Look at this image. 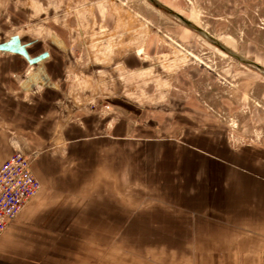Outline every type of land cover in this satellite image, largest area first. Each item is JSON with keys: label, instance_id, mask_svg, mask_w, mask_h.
<instances>
[{"label": "crops", "instance_id": "1", "mask_svg": "<svg viewBox=\"0 0 264 264\" xmlns=\"http://www.w3.org/2000/svg\"><path fill=\"white\" fill-rule=\"evenodd\" d=\"M109 12L102 9L93 26L85 21L89 16L80 22L95 35L107 28L110 36H100L110 47L102 53L104 62L113 61ZM163 41L144 37L136 57L159 52ZM129 53L122 59L127 67L128 55L134 56ZM58 56L35 81L20 75L17 58L0 67V168L21 148L51 144L33 168L42 189L0 239V264H37L36 253L50 254L61 237L90 243L89 249L71 246L83 259L62 245L60 264H264V139L233 145L213 122L199 129L196 115L187 122L180 113L142 117L161 129L182 118L188 126L169 137L135 135L127 124L107 128L108 120L99 117L72 123L68 109L91 98L100 101L102 95L113 105V69L98 59L74 87H58V67L75 63L71 54ZM20 88L36 93L32 103L21 99ZM116 151L120 166L113 160Z\"/></svg>", "mask_w": 264, "mask_h": 264}, {"label": "rangeland", "instance_id": "2", "mask_svg": "<svg viewBox=\"0 0 264 264\" xmlns=\"http://www.w3.org/2000/svg\"><path fill=\"white\" fill-rule=\"evenodd\" d=\"M156 1L181 15L209 38L148 0H0V67L9 57L17 58L21 63L20 75L26 74L35 81L50 58L68 53L75 63L72 62L69 68L58 67L53 84L74 87L85 73H91L92 68L88 67L99 59L100 63L109 64L113 69V105L103 101L100 94V101L91 98L80 108L68 109L72 123L80 122L86 116L99 117L108 120L107 128H122L127 124L135 135L148 132L164 133L163 136L169 137L173 129L181 131L188 126L182 118L178 120L182 125L177 121L161 129L152 119L142 117H156L165 112L172 118L180 113L187 122L196 115L195 127L199 129L212 126L210 122H213L215 130L225 132L233 145L262 141L264 0ZM102 9L110 10V18L113 17V61L105 60L107 63L102 61V53L110 48L103 39L110 36L107 28L97 29L95 35L92 28L80 24L82 17L89 16L85 21L89 20L93 26V20L99 21ZM148 36L165 40L164 46L159 52L155 49L152 55L144 54L138 59L136 54L140 55L141 44ZM129 50L134 56L128 55L127 67L126 60L122 59L127 53L131 54ZM97 79L103 80L100 75ZM99 84L102 85V81ZM20 91L21 99L32 103L36 93L23 88ZM187 103H196V108H179ZM62 107L63 102H58V115H61ZM175 107L178 109L174 110ZM60 126L61 121L57 123V130ZM50 145L42 143L36 149L21 148L31 159L36 178L34 165ZM137 145L139 148L140 144ZM126 147L113 145L120 150ZM115 154V165L120 166V153L116 151ZM66 239L68 241L61 237L50 254L36 253L37 264L47 260L60 264L62 245L69 253L83 259L71 246L89 249L87 244L90 242L75 237ZM70 239L79 241L76 245Z\"/></svg>", "mask_w": 264, "mask_h": 264}, {"label": "built area", "instance_id": "3", "mask_svg": "<svg viewBox=\"0 0 264 264\" xmlns=\"http://www.w3.org/2000/svg\"><path fill=\"white\" fill-rule=\"evenodd\" d=\"M40 190L31 159L14 153L0 168V239Z\"/></svg>", "mask_w": 264, "mask_h": 264}, {"label": "water", "instance_id": "4", "mask_svg": "<svg viewBox=\"0 0 264 264\" xmlns=\"http://www.w3.org/2000/svg\"><path fill=\"white\" fill-rule=\"evenodd\" d=\"M149 2H151L152 4H154L156 7L161 8L162 10H165L166 12L172 14L173 16H175L178 20H180L185 26H187L188 28L195 30L196 32L203 34L206 38H209L208 34H206L205 32H203L201 29L196 28L195 26H193L191 24V22H189L188 20H185L181 15L174 13L173 11H171L170 9L162 6L160 3H158L156 0H148ZM212 40V39H211ZM212 42L214 44H217L216 41L212 40ZM218 46H220L219 44H217Z\"/></svg>", "mask_w": 264, "mask_h": 264}]
</instances>
